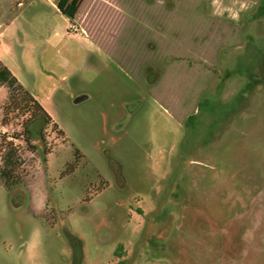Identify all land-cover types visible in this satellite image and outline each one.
<instances>
[{"label":"rangeland","instance_id":"374dc122","mask_svg":"<svg viewBox=\"0 0 264 264\" xmlns=\"http://www.w3.org/2000/svg\"><path fill=\"white\" fill-rule=\"evenodd\" d=\"M57 1L0 0V264H264V0Z\"/></svg>","mask_w":264,"mask_h":264},{"label":"trees","instance_id":"16d2710c","mask_svg":"<svg viewBox=\"0 0 264 264\" xmlns=\"http://www.w3.org/2000/svg\"><path fill=\"white\" fill-rule=\"evenodd\" d=\"M58 11L67 17L69 20H73L76 14V11L79 6V0H58L55 4ZM7 84L9 88H12L14 86H19V88H22V86L17 82L16 78L11 74V72L0 63V85ZM46 117L49 120V117L47 113L45 112ZM7 154V153H6ZM5 154V155H6ZM3 169L0 171V175H3ZM6 185V184H5ZM9 187L8 185H6ZM114 255L116 257H121L123 255V247L122 245H118L117 248L114 251ZM117 264H125V261H119Z\"/></svg>","mask_w":264,"mask_h":264},{"label":"crops","instance_id":"0c3cea01","mask_svg":"<svg viewBox=\"0 0 264 264\" xmlns=\"http://www.w3.org/2000/svg\"><path fill=\"white\" fill-rule=\"evenodd\" d=\"M54 6L56 7V5L54 4ZM56 9H57V7H56ZM58 10V9H57ZM14 19V18H13ZM13 19L12 20H10V22H9V24L13 21ZM9 24H7V25H9ZM3 29V27L1 28V26H0V33H1V30ZM2 65H4L2 62H0ZM5 66V65H4ZM9 71H10V69L7 67V66H5ZM11 72V71H10ZM11 74L13 75V73L11 72ZM14 76V75H13ZM15 77V76H14ZM16 78V77H15ZM16 80H17V82L19 83V81H18V79L16 78ZM20 84V83H19ZM21 85V84H20ZM22 86V85H21Z\"/></svg>","mask_w":264,"mask_h":264},{"label":"built area","instance_id":"2783aa9c","mask_svg":"<svg viewBox=\"0 0 264 264\" xmlns=\"http://www.w3.org/2000/svg\"><path fill=\"white\" fill-rule=\"evenodd\" d=\"M70 28H72L73 30H76V28H75V26H74V25L70 26Z\"/></svg>","mask_w":264,"mask_h":264}]
</instances>
